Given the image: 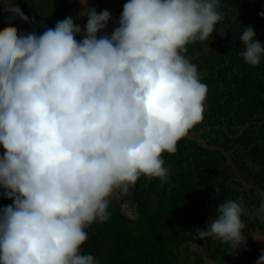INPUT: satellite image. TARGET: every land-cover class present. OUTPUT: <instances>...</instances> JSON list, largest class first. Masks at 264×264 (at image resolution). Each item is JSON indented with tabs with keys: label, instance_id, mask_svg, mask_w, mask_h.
<instances>
[{
	"label": "clouds",
	"instance_id": "clouds-1",
	"mask_svg": "<svg viewBox=\"0 0 264 264\" xmlns=\"http://www.w3.org/2000/svg\"><path fill=\"white\" fill-rule=\"evenodd\" d=\"M14 4L3 0L10 16L28 22ZM218 6L128 0L119 27L100 38L111 13L90 8L80 41L72 17L41 35L0 30V187L13 200L0 209V264H98L80 254L86 226L106 221L111 195L141 175L165 181L162 153H174L202 119L207 86L182 53L212 36ZM255 36L249 25L239 37L253 66L264 57ZM247 212L243 198L227 200L197 237L230 242L234 252ZM255 215L264 222V203Z\"/></svg>",
	"mask_w": 264,
	"mask_h": 264
},
{
	"label": "trees",
	"instance_id": "trees-1",
	"mask_svg": "<svg viewBox=\"0 0 264 264\" xmlns=\"http://www.w3.org/2000/svg\"><path fill=\"white\" fill-rule=\"evenodd\" d=\"M14 6L29 21L10 16L0 0V30L41 35L66 17L79 24L76 0H15ZM217 11L222 21L208 40L193 43L199 55L189 60L207 86L202 119L174 153H162L165 181L141 175L111 199L106 221L85 228L88 239L80 254H91L98 264H177L178 250L188 248L195 229L207 228L227 200L243 198L248 209L242 216L244 239L251 243L255 230L264 232L255 215L264 203L259 195L264 191V57L259 65L245 63L239 38L250 25L254 39L264 44V0H219ZM75 38L82 40L81 33ZM12 203L0 201V209ZM200 240L211 246L221 241Z\"/></svg>",
	"mask_w": 264,
	"mask_h": 264
},
{
	"label": "flooded vegetation",
	"instance_id": "flooded-vegetation-1",
	"mask_svg": "<svg viewBox=\"0 0 264 264\" xmlns=\"http://www.w3.org/2000/svg\"><path fill=\"white\" fill-rule=\"evenodd\" d=\"M128 0H119V18L120 15L123 11V5L125 3H127ZM118 26H119V22H118ZM196 42V41H195ZM195 42H190L188 45H186V50L182 53L183 56H185L188 60L197 57L199 55V51L194 49V44ZM3 152H5L3 150ZM259 232V230H255L253 235L254 237H252V241L251 243L248 242L246 239L243 240V242H246V244L248 245L249 248H247V246H244L243 242L242 244L234 251L231 252V249H229L227 242L221 240L220 243H215L214 245H210L208 243V241L206 240H200L201 238H198L196 236V238H192L189 242H187L188 244V248L192 249V255L193 253L196 252H200L201 250H205L207 252H210L212 257L214 258V260H209V261H205L204 264H221V261H223V259H226L229 255L236 260L239 264H251L253 259H250V256L248 255V253L252 252H259V246L256 243V241L254 240L255 235ZM258 247V250L256 249ZM241 248V249H240ZM241 250V251H239ZM256 250V251H255ZM219 252H223L225 253V255L227 256H222L219 254ZM260 255V253L258 254ZM186 256V255H185ZM185 256L183 257L185 259ZM181 258V256H180ZM244 258H246L247 260H244ZM205 258H203L204 260ZM178 259H175L174 262L177 264H181L179 262H177ZM231 260V261H234ZM200 260H196L195 264H199ZM226 263V262H224ZM223 264V263H222Z\"/></svg>",
	"mask_w": 264,
	"mask_h": 264
},
{
	"label": "water",
	"instance_id": "water-1",
	"mask_svg": "<svg viewBox=\"0 0 264 264\" xmlns=\"http://www.w3.org/2000/svg\"><path fill=\"white\" fill-rule=\"evenodd\" d=\"M77 2V11L79 16V25L82 29L81 38L83 39V32L85 30V25L87 24L88 16L83 14L86 12L87 9L95 8L96 11L99 13L102 10H108L111 13V18L109 19L106 28L100 30L97 33V38H100L104 35H111L113 30L118 26L119 22V0H76ZM184 137L191 138V133H186ZM118 194V190L114 192L111 199ZM88 226V225H87ZM86 226V227H87Z\"/></svg>",
	"mask_w": 264,
	"mask_h": 264
},
{
	"label": "rangeland",
	"instance_id": "rangeland-1",
	"mask_svg": "<svg viewBox=\"0 0 264 264\" xmlns=\"http://www.w3.org/2000/svg\"><path fill=\"white\" fill-rule=\"evenodd\" d=\"M3 150L6 151L3 148V146L0 145V156H3V154H4ZM4 191L5 190L2 187H0V201L1 202H7V199H8L7 197H5L3 195ZM4 198H6V199H4ZM258 236L260 238H258ZM255 241L258 244V246L260 247V249H259V252H257L255 250L256 253L252 252V251L250 253H248V255H251V259H253L251 264H255V261H257L260 258L262 252H264V247L262 246L263 236H261V233L258 232L255 235ZM243 244H244V246H247V248H249L248 245L246 244V242H243ZM178 251L181 253H179V257L177 258L178 259L177 262H179L181 264H195L197 259L200 260L199 264H204L205 261L207 262L209 260H214L211 253L207 252L205 250H203V251L201 250L200 252L193 253V255H192V249H189V248L186 249V247H182V250L179 249ZM259 253H260V255H258ZM219 254L222 256L225 255V253H223V252H219ZM180 256H181V258H180ZM184 256H185V259L183 258ZM225 256H227V255H225ZM203 258H205V259L203 260ZM231 260H234V259L229 255L226 259H223V261H221V264L222 263L223 264H239L236 260H234V261H231ZM224 262H226V263H224Z\"/></svg>",
	"mask_w": 264,
	"mask_h": 264
}]
</instances>
